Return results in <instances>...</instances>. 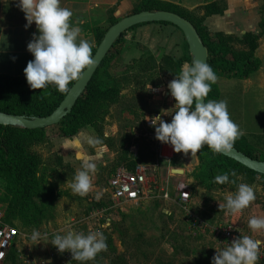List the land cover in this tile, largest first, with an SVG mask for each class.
Returning a JSON list of instances; mask_svg holds the SVG:
<instances>
[{
    "label": "rangeland",
    "instance_id": "obj_1",
    "mask_svg": "<svg viewBox=\"0 0 264 264\" xmlns=\"http://www.w3.org/2000/svg\"><path fill=\"white\" fill-rule=\"evenodd\" d=\"M232 47L237 51L247 50L237 40L232 41ZM173 79L147 77L143 83H132L123 88L122 97L109 106L101 124V133L91 126L79 131V136L85 137L82 144L79 136H52L30 147V151L41 159L46 185L54 188L57 198L39 223L25 226L15 219L14 224L24 237L2 264H212L216 251L224 248L216 243L207 231L208 227L203 230L204 224H235L252 237L264 240V232L253 233L248 227L251 217H264V186L261 181L244 183L254 189L256 199L241 213L231 214L220 209L219 203L225 204V197L234 195L242 182L201 186L191 176L197 162L190 164L189 161L191 170L179 175L180 179L161 177L163 168H181L177 166L181 156L188 160L182 152H176L170 162L160 160L155 127L146 124L157 115L165 122H171L176 109L168 84ZM232 79L236 80L226 78L230 81H225L222 86L223 94L228 97L230 118L262 153L264 145L259 147L258 141L264 138V104L253 102L252 108L249 102L250 108L240 110L239 118H234L230 102ZM149 84L151 89H147ZM164 111L169 114H163ZM125 148H129L128 153L135 164L142 165L146 174H152L156 179L157 190L145 201L116 203L110 198L108 180L118 167L116 158ZM131 148L136 155L130 151ZM84 160L95 162L97 172L93 190L80 197L73 194L70 184ZM182 185L190 192L191 199L186 209L178 198ZM34 229L41 234L47 233L49 240L56 234L66 235L68 231L102 232L107 250L98 253L91 261L73 260L69 251L60 253L50 242L32 245L30 237Z\"/></svg>",
    "mask_w": 264,
    "mask_h": 264
},
{
    "label": "trees",
    "instance_id": "obj_2",
    "mask_svg": "<svg viewBox=\"0 0 264 264\" xmlns=\"http://www.w3.org/2000/svg\"><path fill=\"white\" fill-rule=\"evenodd\" d=\"M201 8L203 14L197 17L192 11L171 2L139 0L138 5L133 7L129 14L141 10H168L181 15L197 30L208 49L207 63L217 76L248 78L261 64L255 55L260 34L246 32L241 37L222 32L211 34L202 21L208 15L221 13L224 7L217 2H210ZM116 21L111 18L106 24L95 28L96 45L92 47V54L104 32ZM261 25H264V18ZM123 35L124 32L114 41L71 111L58 123L35 129L0 124V191L8 222L14 224L15 219H18L25 226L39 223L57 198L54 188L46 185L44 173L41 172V159L30 151L33 144L44 142L52 136H74L85 126H91L101 133V124L108 114L109 106L122 97L123 88L132 83H143L147 77L176 78L183 64L192 62L188 55L175 59L169 54H155L142 47L139 58L124 64L119 58ZM233 40L242 43L247 50L245 52L234 50ZM73 82L69 84V88ZM65 94L57 91L53 85L42 90H33L27 83L25 75L0 74V111L6 113L20 114L27 118L47 116L58 106ZM218 95L217 86L212 84L205 102ZM233 147L251 158L264 160V152L257 151L244 134L235 141ZM128 149L120 152L116 158V165H125L127 168L135 166L136 161L128 153ZM196 158L197 165L193 168L191 176L201 186L224 185L215 182V177L224 173L229 174L230 181L235 180L234 185L239 182L250 184L259 180L264 186V175L227 156L213 154L207 146L197 153ZM232 171H235V176L231 175ZM10 255L11 253L8 257Z\"/></svg>",
    "mask_w": 264,
    "mask_h": 264
},
{
    "label": "clouds",
    "instance_id": "obj_3",
    "mask_svg": "<svg viewBox=\"0 0 264 264\" xmlns=\"http://www.w3.org/2000/svg\"><path fill=\"white\" fill-rule=\"evenodd\" d=\"M29 27L35 22L39 35L33 33L27 49L34 59L29 60L24 69L30 88L42 90L53 85L60 93L70 91L69 84L79 79L86 69H91L96 61L92 55V42L81 38V28L72 26V11L61 7L60 0H18ZM79 23V21L77 22ZM217 75L211 66L193 58L191 64L185 62L179 75L168 84L176 109L171 122H165L160 115L151 119L155 127V137L162 143L170 144L177 153L197 156L205 146L213 154L230 151L237 139L244 133L230 118L227 102L208 100L211 85L217 82ZM151 89V85L147 87ZM193 105H195L193 110ZM163 114H169L164 111ZM158 124V126H157ZM97 165L84 160L76 170L70 184L74 195L87 196L93 190ZM235 176V171H232ZM219 184L235 183L229 174L217 175ZM226 203L219 208L231 214H239L256 199L254 189L241 183L235 194L225 197ZM253 233L264 232V217L253 216L248 221ZM32 245L50 242L58 252L69 251L73 260L87 262L94 260L98 253L107 250L106 238L102 232L68 231L66 235L56 234L49 240L48 234L33 230ZM264 240L242 236L233 239L224 250H217L212 264H257L260 248Z\"/></svg>",
    "mask_w": 264,
    "mask_h": 264
},
{
    "label": "crops",
    "instance_id": "obj_4",
    "mask_svg": "<svg viewBox=\"0 0 264 264\" xmlns=\"http://www.w3.org/2000/svg\"><path fill=\"white\" fill-rule=\"evenodd\" d=\"M164 1L182 6L192 11L197 17L203 14L201 7L204 4L217 2L224 7L223 11L208 15L202 21V24L211 34L222 32L238 37L246 32L260 34L255 50V55L261 63L260 67L246 79L231 80L233 85L231 86L232 89L230 88V102L234 118H239L240 110L254 106L253 102L264 104V25H261L264 0ZM60 2L61 7L72 11L71 24L81 28V38L88 39L94 47L96 45L95 28L106 24L111 18L118 20L128 15L130 10L138 5L139 0H60ZM17 4L18 0H0V74L10 76L25 75L24 69L28 61L34 59L32 53L28 51L27 45L32 40L33 33L39 35L35 22L31 26L25 27L27 24L25 14L17 7ZM78 21L79 23H77ZM142 47L155 54H169L175 59L189 53L181 30L167 22L141 23L126 30L123 35L119 58L124 64H127L140 57ZM217 77L215 85L219 90V95L210 100L227 101L228 97L223 94L222 86H224L225 81L230 80H226L223 76ZM249 102L252 104L250 105ZM79 135L80 132L75 134L77 137ZM70 138L73 137L70 136ZM84 138V136H79L78 140L81 144ZM258 143L259 147L263 146L264 138L259 139ZM188 161L184 156L180 157V163L177 166L184 169L182 175L191 170ZM160 175L162 178L171 177L172 179H180L181 177L169 174V172L163 175L162 170Z\"/></svg>",
    "mask_w": 264,
    "mask_h": 264
},
{
    "label": "water",
    "instance_id": "obj_5",
    "mask_svg": "<svg viewBox=\"0 0 264 264\" xmlns=\"http://www.w3.org/2000/svg\"><path fill=\"white\" fill-rule=\"evenodd\" d=\"M147 22H167L179 28L185 38L191 59L193 60V58H196L207 63L208 49L201 40L194 25L188 19L168 10H141L123 16L107 28L100 42L96 46L94 53L92 54L96 61L95 65L91 69H86L82 73L81 77L73 82L69 88L70 91L65 94L58 106L49 115L27 118L20 114H11L0 111V124L4 126L8 125L20 128L35 129L44 128L58 123L71 111L75 102L83 92L84 88L87 86L93 73L101 63L102 59L114 41L132 26ZM222 155L227 156L244 165L245 167L264 175V160L251 158L243 152L237 150L235 147H232L230 151ZM187 157L190 164H196L197 158L193 157L191 153H189ZM168 172L173 173L174 175H182L184 173V169L173 167L162 169L163 175Z\"/></svg>",
    "mask_w": 264,
    "mask_h": 264
},
{
    "label": "built area",
    "instance_id": "obj_6",
    "mask_svg": "<svg viewBox=\"0 0 264 264\" xmlns=\"http://www.w3.org/2000/svg\"><path fill=\"white\" fill-rule=\"evenodd\" d=\"M153 120L155 119L152 118ZM146 124L152 127L151 119ZM130 151L136 155V151L131 148ZM175 151L170 144L159 141L157 147V155L160 160L171 161L175 156ZM156 179L154 176H148L145 169L140 164H135L133 168H127L125 165L116 167L108 180V192L112 201L116 203L124 202H142L154 195L156 188ZM154 190V192H153ZM163 196V195H162ZM167 194L164 195L166 197ZM180 205L186 209L190 202V192L186 186L182 185L178 192ZM208 227L209 233L216 240V243L227 248L231 241L237 237L250 236L248 232L242 231L235 224H218L208 226L203 225L205 231ZM24 237V234L16 227L6 220L5 211L1 200L0 191V264H2L12 252L17 248V243ZM253 239H258L254 238ZM257 264H264V245L260 248L259 259Z\"/></svg>",
    "mask_w": 264,
    "mask_h": 264
}]
</instances>
